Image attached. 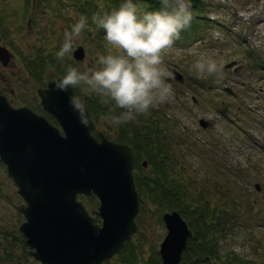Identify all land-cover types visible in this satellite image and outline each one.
Wrapping results in <instances>:
<instances>
[{
  "label": "rangeland",
  "instance_id": "obj_1",
  "mask_svg": "<svg viewBox=\"0 0 264 264\" xmlns=\"http://www.w3.org/2000/svg\"><path fill=\"white\" fill-rule=\"evenodd\" d=\"M208 1L209 17L216 24L200 41L181 45L178 40L162 53L164 70H177L183 81L166 77L171 97L141 115L142 123L137 124L161 132L154 140H164L171 177L182 182L190 198L201 195L231 214L224 237L230 250L249 264H264V0ZM78 7V0H0V47L13 56L6 66L0 63V94L13 108L28 107L53 122L37 94L46 86L28 65L35 58L57 59L64 32L83 16ZM86 28L72 50L82 47L84 58L76 61L71 51L57 59L60 64L73 63L83 72L98 67L100 55L117 54L104 37L97 40L95 30ZM201 56L216 60L218 72L198 79L193 65ZM44 61L40 76L45 83L46 73L55 71ZM230 63L234 64L228 68ZM235 66L241 67L237 73ZM77 91L89 94L80 87ZM200 119L207 123L205 128ZM95 127L115 141L114 126L97 121ZM82 197L78 200L88 209ZM21 203L0 161V264H41L29 255L32 249L19 232L25 220L17 211ZM138 211L134 219L138 234L130 241L148 260L158 253L167 231L162 212L153 205L139 201ZM102 264H119V257Z\"/></svg>",
  "mask_w": 264,
  "mask_h": 264
},
{
  "label": "water",
  "instance_id": "obj_2",
  "mask_svg": "<svg viewBox=\"0 0 264 264\" xmlns=\"http://www.w3.org/2000/svg\"><path fill=\"white\" fill-rule=\"evenodd\" d=\"M72 53L76 61L85 55L80 46ZM12 57L0 47L2 66ZM167 70L182 81L177 70ZM54 76L60 75L46 73V87L37 94L58 128L28 107L13 108L0 94V161L23 199L17 207L25 218L19 232L32 249L30 256L41 264H101L138 234L133 152L100 131L91 135L93 116L88 113L91 122L81 120L69 103L76 95L73 89L56 90ZM199 122L207 126L203 119ZM78 196L96 198L99 205L89 212ZM161 219L167 233L158 250L160 264H180L192 231L176 210L164 212Z\"/></svg>",
  "mask_w": 264,
  "mask_h": 264
},
{
  "label": "clouds",
  "instance_id": "obj_3",
  "mask_svg": "<svg viewBox=\"0 0 264 264\" xmlns=\"http://www.w3.org/2000/svg\"><path fill=\"white\" fill-rule=\"evenodd\" d=\"M190 9L191 0H160V10L138 15L133 0H125L118 9L97 12L92 23L104 31V39L117 54L100 55L98 67L83 72L68 66L66 73L54 76L51 83L59 91L80 87L85 93L99 96L106 104L114 102L112 111H122L103 117L114 127L148 115L154 105L166 103L172 95L171 87L165 83L171 73L162 67V53L180 39L182 31L190 28L193 20ZM86 27L87 18L81 16L70 31L64 32L57 59H63L73 50L74 41ZM193 67L198 79L219 70L216 60L204 56ZM69 103L82 121L91 122L80 96H71Z\"/></svg>",
  "mask_w": 264,
  "mask_h": 264
},
{
  "label": "trees",
  "instance_id": "obj_4",
  "mask_svg": "<svg viewBox=\"0 0 264 264\" xmlns=\"http://www.w3.org/2000/svg\"><path fill=\"white\" fill-rule=\"evenodd\" d=\"M124 2L125 0H78V8L88 20L87 28L92 27L95 30L97 40H102L105 33L102 29H97L92 23L93 15L101 10L118 9ZM133 3L137 5L138 15L160 10V0H133ZM211 6L208 0H191L190 10L193 20L190 28L180 34L179 41L181 45H190L195 41H200L205 37V32L213 27V24H216V20L209 17V13L212 12ZM176 43H178V40ZM44 60L43 57L37 60L35 58V61L29 62V65L27 64L31 68V72L33 71L34 75L36 74L38 82L42 86L45 83L40 73L46 68L43 66ZM47 63L60 76L66 73L68 66L78 69L77 65L73 63L67 62L62 65L57 59L53 58H47L44 65ZM73 91L84 101L88 113L95 117L96 122L98 121L104 126L109 124L103 117L118 114L122 111L115 109L113 112L114 102L106 104L95 94L83 96L80 91H77V88ZM137 121L142 123L140 116L135 121L115 126V142L126 143L132 148L134 157L133 179L138 200L142 206L144 202L151 204L162 214L176 210L181 218L186 220L189 229L192 231V237L187 240V247L180 264H249L241 256L230 250L224 239L226 233L230 231L228 224L232 220L231 214L228 213L226 208L217 205L212 206L211 201L204 199L201 195L190 198L182 182L171 177L170 171L172 169L167 165L171 156H169L170 152L164 140H154L157 136L161 137L159 135L161 132L158 129L150 130L147 126L137 124ZM150 123L155 125L152 120ZM143 162H146V168H143ZM82 198L86 199L90 211L95 210L99 205L96 198ZM248 205L254 208L252 203H248ZM124 244L118 254L119 264H160L158 253L155 256L152 255L148 260H144L130 240Z\"/></svg>",
  "mask_w": 264,
  "mask_h": 264
},
{
  "label": "flooded vegetation",
  "instance_id": "obj_5",
  "mask_svg": "<svg viewBox=\"0 0 264 264\" xmlns=\"http://www.w3.org/2000/svg\"><path fill=\"white\" fill-rule=\"evenodd\" d=\"M37 114H39V113H37ZM39 115H42V116H44L43 114H39ZM47 115H49L51 118H52V121L54 122H51L48 118H46L45 116V119H47L53 126H55V127H57L58 128V123H57V120H56V118H54L52 115H50L49 113H47ZM94 118V127H95V125H96V119H95V117H93ZM94 130H96V127H95V129ZM94 130H92V131H94ZM98 131L96 130V133H97ZM79 197V196H78Z\"/></svg>",
  "mask_w": 264,
  "mask_h": 264
}]
</instances>
